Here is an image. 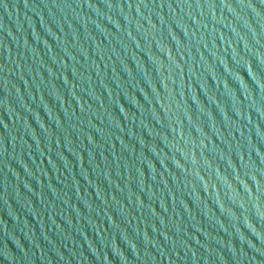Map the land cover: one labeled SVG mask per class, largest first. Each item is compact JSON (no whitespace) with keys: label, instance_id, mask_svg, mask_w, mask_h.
Here are the masks:
<instances>
[{"label":"water","instance_id":"water-1","mask_svg":"<svg viewBox=\"0 0 264 264\" xmlns=\"http://www.w3.org/2000/svg\"><path fill=\"white\" fill-rule=\"evenodd\" d=\"M0 264H264V0H0Z\"/></svg>","mask_w":264,"mask_h":264}]
</instances>
